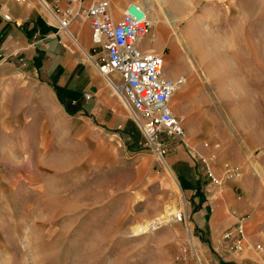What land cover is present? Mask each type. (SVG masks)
<instances>
[{
  "label": "rangeland",
  "instance_id": "rangeland-1",
  "mask_svg": "<svg viewBox=\"0 0 264 264\" xmlns=\"http://www.w3.org/2000/svg\"><path fill=\"white\" fill-rule=\"evenodd\" d=\"M151 1L159 22L149 17L140 45L156 47L165 75L180 80L171 102L185 96L201 140L260 175L264 0ZM139 130L65 117L51 105L1 147L0 264H208L188 207L186 222L173 217L186 199Z\"/></svg>",
  "mask_w": 264,
  "mask_h": 264
},
{
  "label": "crops",
  "instance_id": "crops-1",
  "mask_svg": "<svg viewBox=\"0 0 264 264\" xmlns=\"http://www.w3.org/2000/svg\"><path fill=\"white\" fill-rule=\"evenodd\" d=\"M130 2L111 0L116 19ZM67 6V0H0V148L20 140L51 105L65 117L79 115L101 127L139 134L125 105L96 68L98 53L88 19L82 14L72 19L69 34L59 29L56 17ZM140 43L142 50L157 49ZM86 93L91 96L86 98ZM171 108L181 118L185 135L165 136L168 152L163 164L186 199L184 213L188 207L201 235V254L208 264H264L263 170L258 176L252 169L240 170L223 160L217 144L201 140L185 96L171 102ZM225 163L233 172L214 183L207 169L218 177ZM238 221L244 238L235 248ZM226 231L229 238L223 237Z\"/></svg>",
  "mask_w": 264,
  "mask_h": 264
},
{
  "label": "built area",
  "instance_id": "built-area-1",
  "mask_svg": "<svg viewBox=\"0 0 264 264\" xmlns=\"http://www.w3.org/2000/svg\"><path fill=\"white\" fill-rule=\"evenodd\" d=\"M67 1L66 9L56 17L59 29L69 34L68 24L72 19L80 14L88 19L92 42L99 48L97 70L106 79L111 93L129 109L146 144L163 160L168 152L165 136L182 139L185 135L181 118L171 108V98L180 80L164 74L163 54L139 47L151 26L147 11L140 3L130 2L116 19L110 0ZM200 160L206 164L205 158ZM232 172L229 163L224 164L218 177L207 169V175L217 184ZM173 217L186 222L183 211H176ZM235 228L237 248L244 238L241 221ZM230 235V231L223 233L224 238Z\"/></svg>",
  "mask_w": 264,
  "mask_h": 264
},
{
  "label": "bare ground",
  "instance_id": "bare-ground-1",
  "mask_svg": "<svg viewBox=\"0 0 264 264\" xmlns=\"http://www.w3.org/2000/svg\"><path fill=\"white\" fill-rule=\"evenodd\" d=\"M142 6H143V8L147 11V14H148V17H150V19H151V21H152V23H154L155 25L156 24H158V22H159V11L157 10V9H155V7H153V3H152V1L151 0H140V1H138ZM187 6H185L184 7V9L186 8ZM182 8H183V6H182ZM161 10V9H160ZM173 11H175V12H177V10L179 11V12H181L180 10V8H179V6H177L175 9L173 8L172 9ZM183 12V11H182ZM163 15H164V17H166L165 16V14H164V12L162 13ZM173 14V13H172ZM170 15V17H172V18H174V14L173 15H171V14H169ZM178 18V17H177ZM167 20V19H166ZM168 21V20H167ZM193 21H194V19H193ZM144 38V37H143ZM190 40V42L188 43V41H186L185 42V44L188 46H194V40H192V39H189ZM191 42H192V44L193 45H191ZM197 47V46H196ZM164 74H165V72H164ZM179 86V85H178ZM177 86V87H178ZM177 89V88H176ZM133 119V118H132ZM134 120V119H133ZM134 122L136 123V121L134 120ZM136 125H137V123H136ZM138 126V125H137ZM138 128H139V126H138ZM173 212V211H172ZM176 212V211H175ZM174 212V213H175ZM173 214V213H172ZM167 220H169V219H167ZM143 229H145V227H143V226H140L139 228H138V230H143ZM192 245H193V243H192ZM191 263V262H190Z\"/></svg>",
  "mask_w": 264,
  "mask_h": 264
}]
</instances>
